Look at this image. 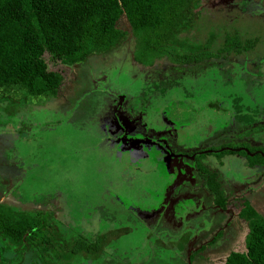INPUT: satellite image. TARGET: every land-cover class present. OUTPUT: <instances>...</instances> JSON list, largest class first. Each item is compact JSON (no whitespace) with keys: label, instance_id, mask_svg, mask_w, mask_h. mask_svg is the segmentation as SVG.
Wrapping results in <instances>:
<instances>
[{"label":"rangeland","instance_id":"obj_1","mask_svg":"<svg viewBox=\"0 0 264 264\" xmlns=\"http://www.w3.org/2000/svg\"><path fill=\"white\" fill-rule=\"evenodd\" d=\"M200 7L201 16L191 30V40L201 41L215 32L217 37L212 47L217 50L224 34L236 33L242 42H252V48L241 51L234 48L228 57L220 52L217 59L190 66L165 64L162 67L142 68L132 60L134 40L128 39L125 42H129L112 51L93 55L85 62L66 68L62 93L57 98L33 105H25L20 100L16 103L0 101V183L13 182L17 189L9 197L10 204L27 210L53 211L61 222L73 224L70 229L83 234L96 232L101 222L106 224V221L114 220V216L109 214L113 204L108 205L109 200L101 196L108 187L112 190L115 187L117 191V178L122 169L118 165V155H107L106 145L100 136L99 114L109 113L112 106L108 103L117 101L118 96L127 99L129 88L132 91L137 87L141 93L143 88L148 87L151 90L163 85L171 88L165 96L153 95V92L146 94H152L149 97L151 108L164 113L176 114L178 109L193 110L194 102L202 103L197 110L211 111L216 108L210 105L215 107L217 100L226 99L229 104L232 98L227 94L240 98L241 103L243 100L254 111H264V0H200ZM177 84L179 89L175 87ZM180 84L186 90L191 88L190 92L201 94L202 99L196 96L193 101V97H181L184 90ZM161 90H157L158 94ZM174 94L178 99L170 102ZM179 102L185 103L178 105ZM227 109L234 110L230 107ZM186 117V114H182L183 122L187 121ZM219 118V114L203 118L205 124L198 125V133L203 129L216 128ZM241 132L242 129L231 124L227 131L203 146L240 142L246 139L238 137ZM258 135V143L264 145V131L261 130ZM200 136L203 137L202 134ZM226 157L217 159L210 155L205 162L211 170L220 172L230 196L237 199V195L242 201L247 200L264 217L261 167L249 168L238 153ZM221 161L226 162L225 165L220 164ZM172 165L182 183L177 188L173 187L170 193L177 195L196 191L201 179L192 169L191 162L174 161L169 164L168 170ZM149 178L144 179L149 181ZM207 200L213 205L210 195ZM214 208L223 212L216 206ZM94 211L100 213L96 216ZM237 212L238 208L230 205L229 211L224 213L207 212L206 217H203V212L200 213L201 216L194 220H208L206 224H213V228L201 232L188 244L186 240L171 241L167 236L178 238L183 225L171 229L162 223V227H159L163 229L162 232L154 225L147 228L141 223L131 225L130 232L124 234L120 229L121 221L134 218L132 214H118L116 220L120 225H110L109 228H119L120 234L110 239L109 245L104 248L106 252L96 260L78 255L70 264H223L231 251L245 250L248 226ZM173 215L171 213L172 218ZM126 224L130 223L127 221ZM206 224L202 223L203 228ZM219 230L223 235L212 244H207ZM189 232L193 233L194 229ZM201 242L205 244L202 251L196 249ZM9 251L2 252L8 264L36 262L33 251L25 254L23 260L13 258ZM131 256L132 260L129 258Z\"/></svg>","mask_w":264,"mask_h":264},{"label":"trees","instance_id":"obj_2","mask_svg":"<svg viewBox=\"0 0 264 264\" xmlns=\"http://www.w3.org/2000/svg\"><path fill=\"white\" fill-rule=\"evenodd\" d=\"M200 16V0H0V101L20 100L33 105L57 98L62 93L66 68L112 51L128 39L134 40L132 60L142 68L165 64L190 66L217 59L220 52L228 57L234 48L240 51L252 48V42H242L236 33L224 34L217 50L212 47L217 37L215 32L204 40H191V30ZM181 86L184 90L181 97H193L194 101L197 93ZM175 87L179 89V85ZM170 89L164 85L160 94L158 89L155 95L165 96ZM174 96L170 102L177 101L178 97ZM227 96L232 98L229 104L226 99L217 100L215 107H210L222 109L225 103L235 111H254L243 100L241 103L240 98ZM182 103L185 102L178 105ZM200 106L202 103L194 102L192 109L197 111ZM235 115L244 124L253 122L255 114ZM217 128L213 135H217ZM261 130L264 131L263 125L246 134ZM258 142L222 144L211 149L245 146L247 149L237 153L246 158L249 167H261L264 181V145ZM232 153L224 149L209 155L221 158ZM204 156H196L197 169L215 204L225 209L227 196L217 173L198 162ZM16 191L13 182L0 183V264H8L2 252L9 249L8 254L22 260L33 251L36 262L32 264H70L81 252L99 254L111 234L120 232L103 233L94 240L70 234L56 213L10 204L9 197ZM238 216L248 226L245 250L231 251L223 264H264V217L247 200L239 204Z\"/></svg>","mask_w":264,"mask_h":264},{"label":"flooded vegetation","instance_id":"obj_3","mask_svg":"<svg viewBox=\"0 0 264 264\" xmlns=\"http://www.w3.org/2000/svg\"><path fill=\"white\" fill-rule=\"evenodd\" d=\"M160 88H164V85L162 87H157V89H153L154 91L151 90L150 87L143 88L142 93L137 87L132 91L129 88L128 93H126L127 99H121L118 96L117 101L114 100L111 103H108L109 106H112L109 112L110 114H99L101 123L100 136L106 145L107 155H118V165L122 169V173L119 172L117 178V191L115 190V187L113 190L108 187L106 191L102 192L103 195L101 196V198L109 200L110 204L108 205L111 206V204H113V209L109 211V214L111 217L114 216V220L106 221V224L101 222L98 231L83 234L74 229H70V225H73L71 222H61L58 218L60 223L69 230L70 234L82 235L94 240L96 236H102L103 233L109 234L110 232L118 231L119 228L115 229V226L120 224L122 226L120 229L125 234L130 232L129 227L131 225L134 226L135 224L141 223L147 228L154 225L155 229H161L163 232V229L159 227H162V223H165L171 229L172 227L179 228L183 225L182 232L178 238H175L174 235L167 234V236L171 238V241L186 240L185 242L188 244L192 239H195L202 234L201 232H208L213 228V224H206L208 220H205V222L203 218H200L199 221L194 220L201 216L200 213L203 212V217L207 216V212L210 214H212L213 211L224 213L229 211L230 205L236 206L239 210V204L241 203L242 198L236 195L237 199H234V197L230 196V193L226 190L220 178V172L218 170H211L210 166L205 162V159L210 156L209 154L217 153L219 151L211 149L213 146L204 147L203 145L213 140L215 136L227 131L231 124L242 129V132L238 135L239 138H246L245 140L236 143L242 142L256 144V142L260 140V135H258L260 131H253L247 134L246 132L252 131V129L257 126H264V111H235L228 110L226 106H223L222 109H214L211 111L178 110L175 111L176 114L164 113L158 111V109H152V101H150L151 98H149L152 97V94L149 96L146 95L149 92H153V95H155ZM196 95L199 100L203 97L201 94L198 95V93ZM119 101L120 104H118ZM182 114L187 115L186 122H183ZM211 114L220 115L219 123L217 125L220 129L216 127L218 130L217 135H213V128H208L205 131L203 129L200 132V134L203 135L202 137L198 133V125L205 124L203 118ZM235 114H251V116L255 114L252 116L254 121L244 124L240 123L237 121V115ZM199 117H201V119H199ZM206 121L209 122L210 120L206 119ZM161 149L164 150L162 151ZM220 149L232 150L234 153H237L238 151L247 148L245 146L232 148L225 146ZM210 150L217 152H204ZM202 154H205V156L199 158L198 162L210 171L216 172L217 180L221 184V188L223 186L222 190L227 196V206L225 209H222L215 204L213 195L207 189V186L204 183V178L197 169L196 156ZM226 155L221 158L214 155L211 156H214L217 159H222L225 158ZM241 156L244 158L246 164V158L243 155ZM178 160H187L188 162H191L192 169L200 177L201 183L198 185L196 191L192 193L185 192V194L180 193L177 195L170 193L173 187L177 188L178 185L182 183L175 173V166L172 165L170 167L171 170H168L167 168L170 163ZM222 163L224 162L221 161L220 164ZM148 176H150L149 181H145ZM159 178L160 180H158ZM169 194L173 195L172 199ZM208 195L212 197L213 205L223 212H219L208 202ZM98 213L100 212H95V215L97 216ZM171 213L174 214L173 218ZM118 214H132L134 220L123 219L119 224V220H116ZM232 215L234 216V214ZM232 215L230 216L232 217ZM99 218L101 219V216ZM191 219L194 220V223ZM127 221L130 224H126ZM202 223L206 224L205 228H203ZM110 225L115 226L109 228ZM223 225H226V223ZM190 229H194V232H189ZM216 232L217 233L212 239L208 242L206 241L207 244H212L214 241L210 243L211 240L218 239L223 235L222 230ZM218 234L219 236L215 237ZM118 235L119 234L112 233L105 242L106 244L103 247V250L99 254L90 255L86 252H81L77 254V256L81 255V258L96 260L100 254L106 252L104 248L109 245L110 239L117 237ZM203 242H201L196 249L202 247L201 251L204 250L205 248L203 247L205 244ZM112 254L113 256L115 255V250H113ZM129 258L132 260V256Z\"/></svg>","mask_w":264,"mask_h":264},{"label":"water","instance_id":"obj_4","mask_svg":"<svg viewBox=\"0 0 264 264\" xmlns=\"http://www.w3.org/2000/svg\"><path fill=\"white\" fill-rule=\"evenodd\" d=\"M223 149L217 150V151H222ZM217 151H204V152H217Z\"/></svg>","mask_w":264,"mask_h":264}]
</instances>
